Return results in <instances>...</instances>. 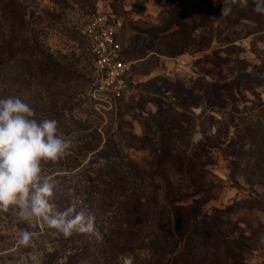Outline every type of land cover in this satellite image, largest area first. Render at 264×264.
<instances>
[{
    "label": "rangeland",
    "instance_id": "1",
    "mask_svg": "<svg viewBox=\"0 0 264 264\" xmlns=\"http://www.w3.org/2000/svg\"><path fill=\"white\" fill-rule=\"evenodd\" d=\"M200 2H189L186 10L178 3L172 5L176 15L187 17L191 37L187 43L178 37L176 49L166 35L152 36L170 20L164 0H19L11 9L24 16L19 21L11 14L1 15L0 9V97L18 96L39 118L55 117L59 131L72 140L68 155L44 165L45 173L54 177L58 186L53 200L76 198L78 194L67 186L84 179L81 175L73 178L74 173L63 172V167L92 163L97 169L104 163L100 157L110 150L117 152L111 160L118 167V180L149 184L151 178L144 175L150 172L152 154L139 145L127 144L130 136L148 133L146 125L160 112L163 119L174 116L185 122L177 129L181 149L187 147V138L193 148L203 137L226 126L231 129L227 140L244 126L264 128V33L247 35L250 29L246 25L255 18L238 16L244 8L252 7L253 0H247L246 5L243 0H228L226 5L220 0L233 14L226 21L219 16L211 18L209 27L194 9ZM210 4L218 6L216 0ZM97 11L111 12L121 20L117 39L121 61L129 68L122 79V97L111 109L97 102L100 96L94 94L93 57L82 34ZM227 39L230 42L225 43ZM173 49L175 56L159 53ZM245 75L248 78L239 79L223 110L204 104L205 82L230 83ZM173 108L174 112L168 113ZM224 147L212 151L213 164L208 169L216 177L217 189L205 209L220 212L230 208L239 232L249 238L245 264H264V157L258 162L259 170L254 164L246 171V163H242L241 170L233 172ZM63 177L67 179L63 181ZM159 181L155 178L154 182ZM96 221L101 223V219ZM21 230L37 232L34 247L17 243ZM95 232L99 235L101 230ZM58 236L42 225L30 228L12 210L0 212V264H41L42 254L53 251ZM119 262L123 264L121 258Z\"/></svg>",
    "mask_w": 264,
    "mask_h": 264
},
{
    "label": "trees",
    "instance_id": "2",
    "mask_svg": "<svg viewBox=\"0 0 264 264\" xmlns=\"http://www.w3.org/2000/svg\"><path fill=\"white\" fill-rule=\"evenodd\" d=\"M164 1L170 20L152 36L166 35L176 49L178 37L182 43L189 42L191 37L187 33V17L176 15L171 7L178 3L180 8L186 10V4L199 0ZM216 1L217 7L210 4L211 0H201L194 7L206 21L205 27L212 25L213 17L219 16L226 21L233 14L231 9L228 16H223V6L220 0ZM18 3L19 0H0L1 15L11 14L17 21L24 18L17 11L12 13L11 9ZM254 8L253 4L238 13L239 17L251 15L255 18L252 24L246 25L250 29L247 35L264 33V20H260L264 19V15L255 12ZM228 42L230 40H225V43ZM175 49L159 53L175 56ZM245 78L248 76H240L230 83L205 82L204 104L223 110L227 106L226 101L231 99L238 87L239 79ZM160 114L151 117L150 124L146 125L148 133L145 132L142 137L130 136L127 144L135 148L139 145L138 148L152 154L150 172L144 175L151 178L149 184L118 180V167L111 160L117 156L115 150L105 154L102 152L100 159L104 163L98 165L97 169L92 168V163L63 167V172L74 173L73 178L81 175L84 179L69 182L67 186V189L78 194L75 199L53 202L63 209L70 202L78 200L96 214V219H101V223L96 221L95 227L101 233L74 234L69 239L59 235L54 240L53 251L42 254L41 264H120L122 257L131 258L132 264H245L244 254L248 251L249 238L239 232L238 223L231 217V209L220 212H207L205 209L215 199L217 189L214 184L216 177L208 167L213 164L212 151L225 145L224 151L232 159L230 166L233 172L240 171L242 163H246V171L254 164L255 169L259 170L258 162L264 157V128L244 126L239 128L233 139L227 140L231 129L226 126L213 136L203 137L199 145L193 148L187 138V147L181 149L177 145L180 136L177 129L182 128L185 122L174 116L163 119ZM251 160H255V163ZM155 178L160 180V184L154 182ZM65 179L63 177V181Z\"/></svg>",
    "mask_w": 264,
    "mask_h": 264
},
{
    "label": "clouds",
    "instance_id": "3",
    "mask_svg": "<svg viewBox=\"0 0 264 264\" xmlns=\"http://www.w3.org/2000/svg\"><path fill=\"white\" fill-rule=\"evenodd\" d=\"M253 3L254 11L264 15V0ZM230 12V7L223 6V16ZM58 124L56 119L39 118L18 96L0 97V212L12 210L30 228L42 225L64 239L94 234L96 214L90 208L78 200L63 209L53 202L57 185L55 178L45 173L44 165L60 161L72 147V140L59 131ZM36 238L37 232L21 230L17 243L34 247ZM121 259L123 264H132L129 257Z\"/></svg>",
    "mask_w": 264,
    "mask_h": 264
},
{
    "label": "built area",
    "instance_id": "4",
    "mask_svg": "<svg viewBox=\"0 0 264 264\" xmlns=\"http://www.w3.org/2000/svg\"><path fill=\"white\" fill-rule=\"evenodd\" d=\"M121 27L122 22L115 14L97 11L82 30L93 57L94 94L100 96L97 102L109 109L122 97V79L129 69L121 61V46L117 39Z\"/></svg>",
    "mask_w": 264,
    "mask_h": 264
}]
</instances>
